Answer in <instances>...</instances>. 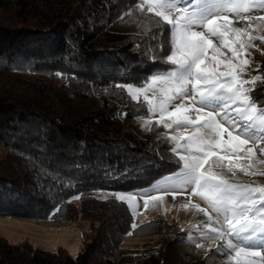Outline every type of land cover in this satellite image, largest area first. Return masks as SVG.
<instances>
[{
  "label": "trees",
  "instance_id": "trees-1",
  "mask_svg": "<svg viewBox=\"0 0 264 264\" xmlns=\"http://www.w3.org/2000/svg\"><path fill=\"white\" fill-rule=\"evenodd\" d=\"M135 2L0 0L1 70L40 76L0 77V147L7 151L0 162V216L96 223L75 256L0 236V264H206L188 255L177 236L124 255L122 237L164 234L169 226L155 219L133 227L126 203L93 196L150 188L178 167L169 143L133 126L135 102L126 91H104L115 83L140 84L166 67L151 61L155 43L146 30L109 31ZM258 71L264 74V57ZM257 84L252 95L264 106V82Z\"/></svg>",
  "mask_w": 264,
  "mask_h": 264
},
{
  "label": "snow or ice",
  "instance_id": "snow-or-ice-1",
  "mask_svg": "<svg viewBox=\"0 0 264 264\" xmlns=\"http://www.w3.org/2000/svg\"><path fill=\"white\" fill-rule=\"evenodd\" d=\"M256 10H264V0H136L121 19L138 11V27L155 43L149 46L150 59L166 67L148 74L140 84L121 82L104 90L126 91L135 102V119L143 121L142 130L156 134L161 143L175 142L169 151L177 170L150 187L173 196L186 193L199 201L191 208L205 219L194 226L202 239L219 241L214 251L229 264H264V183L233 182L237 171L264 176V170L250 171L257 160L264 164V106L252 95L257 82H264V74L246 75L247 65L254 61L241 58L252 40L264 36L230 27L228 17L230 13L251 20ZM242 35L247 38L241 39ZM214 41L232 53L223 70ZM209 50L211 67L205 63ZM245 159L247 165L241 163ZM141 194L145 207L149 200L161 199L143 189L113 193L129 208ZM188 241L195 242L191 235Z\"/></svg>",
  "mask_w": 264,
  "mask_h": 264
},
{
  "label": "rangeland",
  "instance_id": "rangeland-1",
  "mask_svg": "<svg viewBox=\"0 0 264 264\" xmlns=\"http://www.w3.org/2000/svg\"><path fill=\"white\" fill-rule=\"evenodd\" d=\"M138 15L139 13L137 11L135 15L128 13L123 16V19H121V17L118 18L110 25L109 31L116 34H136L139 31L138 26L140 24V21L136 18ZM228 17L231 21L230 27L242 29L244 33L253 34L256 37L264 36V19H261L264 18V10L254 11L251 20L237 19L230 13ZM234 38L235 37H233V39ZM246 38V35L241 36V39ZM214 44L216 48L219 49L217 52V59L222 61L220 70H223V62L230 60L232 58V53L229 52L227 48L220 46L217 41H214ZM251 45V47L246 48V50L241 53L242 59L250 58L254 61V63L247 65L246 75H255L254 72L257 68L258 59L264 57V40L259 38L254 39L251 41ZM234 46L238 48V45ZM212 54V50H209V59L205 61L210 67L213 66L210 60ZM232 63L235 65L237 61L232 60ZM2 76L5 77L6 80L9 78L14 82H19V80L24 81L25 78L34 81L33 79L40 77H31L32 75L27 73L20 74L18 72L4 71L0 68V77ZM42 79L45 80L47 78ZM55 81L58 84L62 83L60 78H58V80L55 79ZM193 115L195 114L193 113ZM141 123H143V121L135 119L132 124L138 128L142 136H145L149 131L142 130L140 127ZM188 134L187 132L184 133V135ZM225 138H227V134H225ZM171 146L175 147V142H172ZM6 156L7 151L0 147V162L6 158ZM257 156H259V153H257ZM241 163L247 165L249 161L245 159L242 160ZM257 169L264 170V164H261L258 160L255 162L254 168L250 169V171H256ZM212 170L214 172L221 171L218 168ZM233 182L260 184L264 183V176L245 175L237 171ZM143 190H146V192L151 195L160 196L161 199L155 201L149 200L148 206L145 207L143 195H137L132 201L131 208H129L133 216V225L136 227L142 223L158 219L160 222H166L169 226V231H166L164 234H154L150 236L122 237L120 248L124 255H136L142 250L155 249L158 245H163L177 236V238L183 242L182 246L188 255L194 258L204 259L206 264H229L226 258L219 257L214 251L219 241L202 239L197 227L194 226L197 220L205 219L203 213H197L191 208V203L199 201L191 199L186 193H179L173 196L172 194L156 192L151 187ZM113 193L114 192L98 191L94 192L93 196L100 200H105L111 197L115 198ZM125 199H127V197ZM75 202L76 205L79 204L77 201ZM201 206L204 207L202 203ZM93 225L96 226V223L82 219H77L75 221H37L21 218H4L0 216V236L14 244L26 241L35 248L49 252H54L58 248H62L70 256H75L82 247V240L91 236V227ZM175 231H177L176 233L179 232V234L172 233ZM189 235L192 236L195 241L194 243L188 241ZM195 243L202 244V247L197 248Z\"/></svg>",
  "mask_w": 264,
  "mask_h": 264
}]
</instances>
